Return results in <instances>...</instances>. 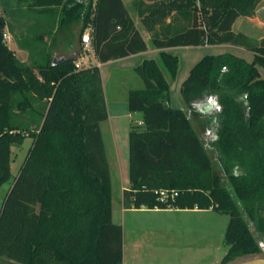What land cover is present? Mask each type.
Returning a JSON list of instances; mask_svg holds the SVG:
<instances>
[{
    "label": "trees",
    "instance_id": "trees-1",
    "mask_svg": "<svg viewBox=\"0 0 264 264\" xmlns=\"http://www.w3.org/2000/svg\"><path fill=\"white\" fill-rule=\"evenodd\" d=\"M33 1L39 14L55 18L59 9L54 38L67 34L71 49L62 58L77 60L54 66V47L39 59L38 37L17 41L31 54L30 63L21 62L7 45L0 17V189L12 178V146L33 140L0 210V258L11 264H123L124 230L113 221L100 128L109 117L102 75L98 66L79 69L76 62L85 52L86 30L100 64L147 52L148 45L124 0ZM129 1L159 58L134 69L144 88L129 92L128 108L143 114L144 126L129 133L124 209L229 215L221 264L264 256V39L234 30L238 19L255 16L262 0ZM219 45L250 51L253 62L233 54L205 56L181 88L189 112L171 107L168 76L176 79L180 61L166 50ZM209 96L222 108L213 113L218 130L196 108ZM193 119L203 122L206 140Z\"/></svg>",
    "mask_w": 264,
    "mask_h": 264
},
{
    "label": "rangeland",
    "instance_id": "rangeland-1",
    "mask_svg": "<svg viewBox=\"0 0 264 264\" xmlns=\"http://www.w3.org/2000/svg\"><path fill=\"white\" fill-rule=\"evenodd\" d=\"M124 2L134 23L144 35L149 49L142 56L112 61L100 68L109 114L108 120L102 122L100 128L112 179L113 221L124 230L126 264H221L228 252L225 233L230 221L229 215L209 211L199 214L189 210H124L122 188H129L130 183L129 133L131 126H144L142 113L129 112L128 95L131 90L144 88L135 67L146 59L159 58V51L152 47L149 34L131 2ZM33 4V0H0V17L7 24L5 40L9 49L21 62L28 59L27 63H30L31 54L20 50L17 41L33 42L41 37V41L34 48L36 56L43 59L47 57L48 49L54 47L55 58H62L71 48L67 43L70 38L67 34L59 33L57 39L54 38L59 9L55 10L53 18L48 13H37ZM234 30L244 32L256 42H261L264 39V0L259 4L255 16L240 18ZM74 34L72 47L77 43L76 28ZM166 51L177 56L180 61L176 79L172 81L168 76L171 84L170 106L185 112H189V107L181 94L182 85L191 70L205 56L233 54L248 63H252L254 59L252 52L231 45L179 47ZM81 59L85 67L98 66L94 60L93 49L83 52ZM259 70L264 79V70ZM202 123L196 119L192 121L197 134L202 140H206L207 130L203 129ZM32 144L33 140L28 138L23 145L12 146V178L0 189V210ZM209 154L214 157L213 152L210 151ZM215 168L221 172L218 164H215ZM224 184L228 186L226 179ZM0 264L11 263L6 258H0Z\"/></svg>",
    "mask_w": 264,
    "mask_h": 264
},
{
    "label": "clouds",
    "instance_id": "clouds-1",
    "mask_svg": "<svg viewBox=\"0 0 264 264\" xmlns=\"http://www.w3.org/2000/svg\"><path fill=\"white\" fill-rule=\"evenodd\" d=\"M227 69H223V71H226ZM196 108L199 111V114L202 117H211L212 119V125L215 127V129H219L220 122L217 116L213 115V113H219L221 112L222 108L221 105L218 103V100L215 96H209L207 99V103H200L196 105ZM213 139H218V136H213ZM239 165H236V168H238ZM234 175L237 173L233 172Z\"/></svg>",
    "mask_w": 264,
    "mask_h": 264
},
{
    "label": "crops",
    "instance_id": "crops-1",
    "mask_svg": "<svg viewBox=\"0 0 264 264\" xmlns=\"http://www.w3.org/2000/svg\"><path fill=\"white\" fill-rule=\"evenodd\" d=\"M239 20V19H238ZM137 27V26H136ZM138 28V27H137ZM139 29V28H138ZM139 31H140V29H139ZM141 32V31H140ZM244 33V32H243ZM141 34H142V32H141ZM142 36H143V38H144V35L142 34ZM149 39H150V35H149ZM144 40L146 41V39L144 38ZM147 43V42H146ZM147 45H148V43H147ZM148 49H149V47H148ZM23 51V50H22ZM24 52H26V51H24ZM27 53V52H26ZM93 53H94V51H93ZM144 53H146V52H144ZM144 53H141V54H138V55H134V56H131V57H128V58H125V59H130V58H133V57H138V56H142ZM28 55V54H27ZM27 59V58H26ZM94 60L97 62V65H98V67L99 68H101L102 67V65L103 64H100L98 61H97V59H96V57H95V53H94ZM28 62V59H27V61L26 62H24V63H27ZM110 63V62H109ZM95 66V65H94ZM102 81H103V78H102ZM104 87V86H103ZM128 110H129V108H128ZM130 112V111H129ZM130 113H132V112H130ZM143 115V114H142ZM130 116V115H129ZM109 118V117H108ZM132 127V126H131ZM129 186H130V183H129ZM123 189V191L125 190V189H127V187H123L122 188ZM125 210V209H124ZM135 210V209H134ZM141 210H146V209H141ZM126 211V210H125ZM170 211V210H169ZM188 211V210H187ZM189 211H193V212H197V213H199V214H206L207 212L206 211H201V210H189ZM209 212H214V211H212V210H208ZM125 241H124V263L123 264H126V260H125ZM246 258V259H245ZM245 258H240V259H237V260H235V262H233V264H263L264 263V256L262 255V256H258V255H256V256H250V257H245ZM245 260V261H244Z\"/></svg>",
    "mask_w": 264,
    "mask_h": 264
},
{
    "label": "built area",
    "instance_id": "built-area-1",
    "mask_svg": "<svg viewBox=\"0 0 264 264\" xmlns=\"http://www.w3.org/2000/svg\"><path fill=\"white\" fill-rule=\"evenodd\" d=\"M82 45H83V48H84L85 52H88L89 50L93 49L92 48L91 35H90V31L89 30H86L85 33L82 36ZM76 65H77V68H79V69L85 67L84 62L82 61V59H79L76 62ZM167 194H168L167 192H161V195L163 196V198L167 197ZM173 195H175V194H173Z\"/></svg>",
    "mask_w": 264,
    "mask_h": 264
},
{
    "label": "water",
    "instance_id": "water-1",
    "mask_svg": "<svg viewBox=\"0 0 264 264\" xmlns=\"http://www.w3.org/2000/svg\"><path fill=\"white\" fill-rule=\"evenodd\" d=\"M75 60H77V56H74V55H70L67 57L60 58V59L54 58L53 65L56 66L58 64L66 62V61H75Z\"/></svg>",
    "mask_w": 264,
    "mask_h": 264
}]
</instances>
